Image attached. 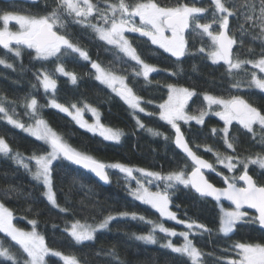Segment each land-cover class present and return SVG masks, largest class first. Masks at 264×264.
Masks as SVG:
<instances>
[{"label":"trees","instance_id":"16d2710c","mask_svg":"<svg viewBox=\"0 0 264 264\" xmlns=\"http://www.w3.org/2000/svg\"><path fill=\"white\" fill-rule=\"evenodd\" d=\"M58 0H39L35 5L18 2L1 3L0 12L15 11L23 15L42 17L49 14L56 7ZM96 9L107 14L106 5L118 4L119 0H90ZM126 3L146 2V0H125ZM164 7H174L187 3L192 6L204 7L207 12L200 17L201 23L211 22L214 6L211 0H155ZM246 0H226L228 4H236L243 11ZM251 2V0H248ZM258 3V0H256ZM64 27L56 29L66 35L72 43L86 51L89 60L85 61L77 53H70L48 61L34 58L31 50L21 49V56L15 57L0 48V59L13 65L7 68L0 65V104L13 119L29 125L34 123L31 111L26 107L32 98L37 99L39 115L73 149L93 157L95 160L107 164H123L127 167L144 169L161 175L182 171L191 165L178 153L173 146L175 131L161 122L157 114L156 104L161 103L167 96V85L194 90L186 108L189 114H198L206 109L204 94H210L223 99H230L234 95L241 96L249 104L264 112V92L249 87L251 73L264 78V73L253 69L250 64L243 65V70L230 75L228 67L223 62L213 64L209 58V44L207 38L198 29L187 32L186 54L177 60L169 53H165L158 46L153 45L146 37L138 33L128 35L129 42L137 50L141 59L157 71L145 81L135 75L139 65L129 60L123 53L110 47L93 33L90 26L77 23L74 15L62 17ZM103 25L95 14L86 21ZM258 28H251L243 20V16L231 17L229 34L234 36L237 43L233 46V59L257 60L264 52V41L254 40L253 35ZM203 47L204 52L199 49ZM98 63L105 71H111L117 76H124L127 84L143 101L142 107L151 115H138L144 128H138L135 119L124 106V103L100 84L94 77L91 63ZM58 64H62L67 72L77 77L73 84L66 76L55 71ZM45 71L57 81L55 92H45L36 74ZM239 80L242 87L237 89L232 85ZM55 99L58 103L71 105H89L96 108L100 114V121L108 128L120 131L122 138L119 143L106 142L99 136L80 129L68 116L57 109L49 107L48 102ZM150 101V103H149ZM0 113V138L5 139L12 149V153L33 156L46 153L48 147L34 138L15 129ZM181 132L190 148L198 156L212 164L215 171L206 174L207 179L215 186L222 187L224 176L229 172L217 162L221 156L233 155L239 159L264 155V144L260 142L259 127L255 135L248 133L237 124L230 127V137L234 138L235 151L227 149L220 129L223 123L212 114L205 116L203 125L196 123H181ZM148 128L162 135L154 136ZM217 134H212V129ZM167 137V139H165ZM212 151H205V148ZM53 172V186L59 207L66 208V212L50 205L44 196V187L37 183L30 172L18 165L10 156L0 154V203L4 204L13 214L15 224L21 229L30 228V221H36V231L45 239L46 245L65 256L74 258L79 264H191L186 258L172 252L165 245L168 237L155 232L157 243L146 244L135 237L152 231V224L162 223L169 229L179 232L187 231L184 226L161 219L151 207L130 196V189L137 186L119 170L108 168L109 185L99 183L91 175L71 165L66 161H56ZM192 168V167H191ZM187 171V170H186ZM189 171V170H188ZM217 172L221 175H217ZM242 174V166L234 171V177ZM249 174L258 185L264 186V170L255 165L249 166ZM237 183V180H236ZM239 185V184H238ZM155 189V187H151ZM163 189V187H162ZM170 208L176 212L179 219L195 221L203 224L210 231H198L190 234L201 255L202 264H226L228 259H235L233 245L236 243H260L264 245V229L257 223H239L229 236L219 231L220 217L218 205L197 197L189 188L178 185L176 189H168ZM135 213L145 220L115 218L107 229L95 234L94 241L76 244L65 228L76 221L81 224L95 225L109 215L115 217L122 213ZM254 216L249 213V217ZM247 219V218H246ZM151 221L152 223H149ZM0 238H3L0 233ZM183 238L177 236L172 240L179 245ZM6 242L4 239L3 243ZM110 253H114L110 255ZM48 264H61L58 259L49 257ZM0 264L11 262L0 259ZM20 264H23L20 262Z\"/></svg>","mask_w":264,"mask_h":264},{"label":"snow or ice","instance_id":"6c2138e0","mask_svg":"<svg viewBox=\"0 0 264 264\" xmlns=\"http://www.w3.org/2000/svg\"><path fill=\"white\" fill-rule=\"evenodd\" d=\"M214 6L211 22L201 23L200 17L203 16L207 9L204 7L192 6L187 3L178 4L174 7H164L156 3L155 0H146V2H136L134 4L126 3L125 0H119L118 4H110L108 6L109 14H105L103 10L96 9L90 0H58L56 7L42 17L19 14L15 11L0 12V48L11 53L15 57L21 56V49L26 48L32 50L29 54L34 53V58L39 61H48L55 57L57 60L63 55L70 53H78L79 57L85 61L90 58L88 53L77 45L72 43L66 35L61 34L56 29L64 27L63 16H71L74 14L77 23H84L88 17L94 14L103 21L104 26L89 23L98 35V38L108 45L115 46L119 52L123 53L129 60L139 65V70L135 71L136 76H143L145 81L149 80L151 73L157 71L154 66L145 63L138 55L137 50L131 45L125 33H138L141 37H146L153 45L158 46L165 53H169L172 57L179 60L186 54L187 43L185 32L189 29H198L206 35L211 43L212 50L208 53L213 64L221 61L228 66L230 75L243 70V65L250 64L253 69H258L260 73H264V52L257 60H240L233 59V46L237 43L234 36L229 34V24L231 17L243 16V20L251 28H258L259 32L253 35V39L264 41V0H251L243 5V11L237 8L236 4H228L226 0H211ZM138 18V23H137ZM18 26L17 30H12L11 24ZM213 24L218 25V30L213 29ZM168 33V34H166ZM13 45L15 47H13ZM200 52L205 49L201 47ZM0 65L12 68L13 65L6 63L4 59H0ZM91 67L95 69L96 80L106 85L115 92L134 113H144L145 109L141 107V98L137 96L133 89L125 83L124 76H117L111 71H105L98 63L92 62ZM61 76H67L73 84L77 82V77L73 73L67 72L62 64H58L56 69ZM43 90L47 93H53L57 87V81L45 71L36 74ZM119 85V87H117ZM234 88H241L242 84L237 80L233 85ZM249 87L254 86L256 89L264 92V78L257 76L256 72L251 73L248 84ZM167 100L159 104V118L166 122L175 131L174 143L178 149L186 154L187 158L193 164V170L189 175L184 171L170 172L167 175L160 173L138 169L142 176L147 179V184H151L153 180L161 181L164 184V190L152 191L145 185V182L137 180V187L130 194L138 201L145 205L151 206L160 217L175 221L177 224H183L187 231L177 233L161 224H154L151 232L145 235H138L135 238L146 244H155L157 242L155 231L164 233L166 237H176L179 235L183 238V243L175 245L169 240L164 247L182 257H187L191 264H202L201 253L194 245L193 240L189 238L190 234L195 235L198 231H210L203 224L195 221H185L177 218L176 214L170 211V195L168 189H176L178 185L184 188H190L199 194L200 197H210L217 203L221 199H225L234 205L231 209L221 207L219 231L224 236H229L236 229L237 224L257 223L264 228V186H260L249 174V166L255 165L264 170V155L257 154L254 158L239 159L237 156L214 153L217 156V162L226 168L229 172H234L238 166H242V174L238 177L229 178L224 176V183L227 187L217 188L205 178L204 169L215 171L212 164L208 163L196 154L185 140L179 121L188 123L194 120L197 125H203L205 116L211 112L223 121L222 139L227 149L235 151L233 140L230 137V127L235 122L248 133L255 135L254 126H258L261 133H264V112L249 104L239 95H234L230 99L219 98L210 94H204L203 100L207 104L206 109H201L198 114H189L186 112L188 102L196 95L194 90L188 88L167 85ZM150 103V101H149ZM52 108L59 112L70 116L83 129L93 134H98L106 141L119 142L122 133L114 131L103 125L99 118L96 108L85 105L79 108L77 105H71V108L58 103L55 99L49 101ZM213 106H217L216 109ZM26 107L31 111L34 118V124L25 125L8 114V110L0 104V113L4 114L7 123L13 127L19 128L35 138L37 141L43 142L50 150L45 154H33L30 160L35 163V170L30 168L29 163L25 162V158L19 153H12V149L5 139L0 138V154L10 156L18 165L29 171L32 178L43 185L44 195L50 205L59 207L54 192L53 172L57 165L56 161H67L70 164L79 166L95 174L101 181L108 182L109 176L106 167L119 170V172L132 177L133 169L123 164H112L106 166L95 160L93 157L81 153L73 149L70 145L63 141L48 124L40 117L37 99L32 98ZM87 109L94 117V122L89 124L83 117L84 110ZM151 115V113H145ZM136 124L140 128H144V124L139 118ZM154 136L162 135L151 128L147 129ZM212 134H217V129H212ZM167 139V137H165ZM260 142L264 144V135L261 136ZM205 151H212L211 148H205ZM217 175L221 173L217 172ZM236 180L242 181L243 186H237ZM254 209L256 215L249 217L247 211L242 209ZM59 211L66 212V208L59 207ZM128 216L127 212L122 213ZM12 212L0 203V258L5 261H11V264H46V257L55 256L64 261V264H77V261L69 256H65L58 251L50 249L42 235L36 231V221H30L31 231H24L17 228L12 223ZM109 215L102 222L95 225L81 224L79 221L73 222L70 228H65L69 236L76 244L91 242L95 239L98 231L107 229L109 223L115 219ZM132 219L145 220L143 216L131 214ZM247 218V219H246ZM149 223H152L149 221ZM4 239H9L10 243L7 247L3 245ZM13 245L18 246L13 250ZM236 253L235 259H228L226 264H264V245L260 243H236L233 246ZM114 256V253H110Z\"/></svg>","mask_w":264,"mask_h":264},{"label":"rangeland","instance_id":"374dc122","mask_svg":"<svg viewBox=\"0 0 264 264\" xmlns=\"http://www.w3.org/2000/svg\"><path fill=\"white\" fill-rule=\"evenodd\" d=\"M198 1V0H197ZM80 3L82 4V0H80ZM109 6V5H108ZM108 6L106 5V9H107V14H109L110 15V13L108 12ZM74 15V14H73ZM89 18V17H88ZM80 19H82V18H80ZM137 23H138V18H137ZM82 24H85V25H87V23H86V21L84 22V23H82ZM99 26H104V25H99ZM10 27L12 28V30H17L18 29V26H16L14 23L13 24H11L10 25ZM90 29H92L91 27H90ZM213 29L214 30H218V25H216V24H213ZM190 30V29H189ZM92 31H93V33H95V35L98 37V35H97V33L92 29ZM129 34H132V33H125V36L128 38V35ZM206 38H207V41H208V44H209V52L212 50V43H211V41H210V39L206 36V35H204ZM128 40H129V38H128ZM104 42V41H103ZM104 43H106V42H104ZM107 44V43H106ZM108 45V44H107ZM110 47H113L114 49H116L117 51H119L115 46H113V45H109ZM13 47H15L14 45H13ZM22 49H26V48H22ZM28 50V49H27ZM186 50H187V48H186ZM5 52H7L6 50H4ZM32 51V50H31ZM70 51V50H69ZM8 53V52H7ZM10 54V53H9ZM78 54V53H77ZM53 58H55V57H53ZM208 58H209V55H208ZM209 60L211 61V59L209 58ZM212 62V61H211ZM222 62V61H221ZM93 69V68H92ZM93 71H94V77L96 76V72H95V69H93ZM155 73V72H154ZM154 73H151L150 74V76H149V79H150V77H151V75L152 74H154ZM67 77V76H66ZM139 78H141V79H143L144 80V78H143V76L141 75V76H138ZM96 79V78H95ZM99 82V81H98ZM100 83V82H99ZM125 83L127 84V82H126V80H125ZM101 84V83H100ZM107 90H109L110 92H112L114 95H116L119 99H120V101L122 102V103H124V106L129 110V113L132 115V117L135 119V121H136V119L138 118V115L139 114H141V115H147V114H145V113H149V112H147V111H145L144 113H141V112H135L134 113V111L131 109V108H129V106L115 93V92H113L112 91V89H110L109 87H107L106 85H104V84H102ZM128 85V84H127ZM129 86V85H128ZM117 87H119V85H117ZM130 87V86H129ZM52 92V91H51ZM167 96H168V88H167ZM167 96H166V98H165V100H167ZM164 100V101H165ZM164 101H162L161 103H163ZM161 103H159V104H161ZM189 103V102H188ZM159 104H156L155 106L157 107V114H155V116L160 120V118H159V112H160V109H159V107H158V105ZM140 105H141V100H140ZM48 106L50 107V105H49V102H48ZM84 106L85 105H80V106H78L77 105V107H79V108H84ZM142 107V106H141ZM71 108V107H70ZM144 108V107H143ZM213 108L214 109H216L217 108V106H213ZM98 111V110H97ZM98 113H99V111H98ZM64 115H66V116H68L67 114H65V113H63ZM152 114V113H151ZM209 114H212L211 112H209ZM213 115V114H212ZM215 116V115H214ZM80 129H82V130H84V131H86V132H88L87 130H85V129H83V128H81L77 123H76V121H74L70 116H68ZM83 117H84V119L89 123V124H91V123H93L94 122V117L92 116V114L87 110V109H85L84 110V112H83ZM215 117H217V116H215ZM99 118H100V114H99ZM217 118H219V117H217ZM6 122H7V120H6V118L4 117L3 118ZM161 122H163V123H165L166 125H168L166 122H164V121H162V120H160ZM222 123H223V121H221ZM179 123V125L181 124V123H184L183 121H179L178 122ZM190 123H195V121L194 120H192V121H189L188 123H185V124H190ZM32 124H34V123H32ZM233 124H236L235 122H233ZM30 125V124H29ZM238 125V124H237ZM12 126V125H11ZM27 126V125H26ZM170 128H171V126L170 125H168ZM257 126H254V128H256ZM15 129H18V130H21V129H19V128H16V127H14ZM139 128V127H138ZM172 129V128H171ZM114 130V129H113ZM23 133H25V134H27L28 136H30V137H32L31 135H29L27 132H25V131H23V130H21ZM114 131H117V130H114ZM174 131V130H173ZM120 132V131H119ZM88 133H90V134H93V133H91V132H88ZM94 135H96V136H99L98 134H94ZM101 139H103L101 136H99ZM32 138H34V137H32ZM122 138V137H121ZM121 138H120V140H121ZM35 139V138H34ZM104 140V139H103ZM104 141H106V140H104ZM41 142V141H40ZM106 142H112V143H117V142H114V141H106ZM120 142V141H119ZM118 142V143H119ZM41 143H43V142H41ZM44 144V143H43ZM47 146V145H46ZM48 147V146H47ZM48 150H50L49 148H48ZM47 150V151H48ZM14 154V153H13ZM45 154V153H44ZM22 157H24L25 158V162H27V163H29V165H30V168L34 171L35 170V163H34V161H32V160H30V159H28V158H30L31 156H25V155H21ZM55 163V162H54ZM104 165H106V166H109V165H107V164H104ZM220 166L221 167H223L221 164H220ZM108 168H111V167H108ZM129 168H131V167H129ZM224 168V167H223ZM131 169H133V175H132V177H129V176H127L128 178H130L132 181L134 180V181H137V180H141L142 182H145V185L147 186V187H149L150 188V190H152V191H156V190H161V191H163L164 190V184H163V182H161V181H155V180H153V182L151 183V184H147V179L148 178H145L144 176H142V174L139 172V171H137L138 170V168H131ZM226 169V168H225ZM187 170V171H186ZM191 170V166L190 167H186V168H184V170H182V171H184L185 172V174L187 175V173L189 172V171ZM227 170V169H226ZM146 171H148V170H146ZM228 171V170H227ZM151 172V171H150ZM229 172V171H228ZM233 173L234 172H229V178L231 179V178H233L234 177V175H233ZM30 176L32 177V175H31V173H30ZM137 187V186H136ZM135 187V188H136ZM151 187H155V189L153 190V189H151ZM162 187H163V189H162ZM44 192H45V189H44ZM45 196V195H44ZM130 196L132 197V198H134L131 194H130ZM45 198H46V196H45ZM135 199V198H134ZM47 200V199H46ZM48 202V201H47ZM140 202V201H139ZM149 206V205H148ZM149 207H151V206H149ZM221 207H223V208H225V209H231L230 207H228V206H225V205H222V204H218V208H219V217L221 216V211H220V209H221ZM54 208H56V209H59V207H54ZM169 208H170V206H169ZM153 209V208H152ZM154 210V209H153ZM155 211V210H154ZM170 211H172V212H174L175 214H176V212L175 211H173L171 208H170ZM156 212V211H155ZM158 213V212H157ZM159 214V213H158ZM160 216V215H159ZM176 216H177V214H176ZM116 218H129V219H132L131 218V214H129L128 216H123V215H117V216H115ZM161 219H164V218H162V217H160ZM178 218V217H177ZM179 219V218H178ZM165 220V219H164ZM180 220H183V219H180ZM168 221H170V220H168ZM186 221V220H185ZM170 222H172V223H175V221H170ZM12 223H13V225L15 226V227H17V228H19L18 226H16V224H15V218L14 217H12ZM158 224H161V223H158ZM158 224H156V225H158ZM175 224H177V223H175ZM86 225H89V224H86ZM153 225L154 224H152V229H153ZM179 226H184L183 224H179ZM32 225H31V223H30V228H28V229H22V230H24V231H31L32 230ZM71 227V225L69 226V228ZM21 229V228H20ZM171 230H174V231H176L177 233H179V231H177L176 229H171ZM185 230H187L186 228H185ZM99 232V231H98ZM155 232H159V230L157 229ZM68 233V232H67ZM97 233V232H96ZM160 233V232H159ZM3 235V234H2ZM154 235L156 236V234L154 233ZM161 235H163V236H165V234L164 233H161ZM177 236H179V235H177ZM176 236V237H177ZM176 237H168V240H167V242L169 241V240H173L174 238H176ZM156 238H157V236H156ZM143 242V241H142ZM166 242V243H167ZM10 243V240L9 239H6V242L5 243H3V245L5 246V247H7L8 246V244ZM157 243V242H156ZM183 243V241L180 243V244H182ZM174 244V243H173ZM179 244V245H180ZM175 245H177V244H175ZM15 248H18V246H15V245H13V250L15 249ZM49 257H52V258H55V259H58L60 262H61V264H64V261L63 260H61L59 257H55V256H48V257H46V264H48V258ZM187 258V257H186ZM1 260H3V261H5L3 258H0ZM188 259V258H187ZM189 260V259H188ZM190 261V260H189ZM8 262H11V261H8ZM20 262H22V261H20ZM191 262V261H190ZM23 263V262H22ZM77 264H79L78 262H77Z\"/></svg>","mask_w":264,"mask_h":264},{"label":"water","instance_id":"95a60500","mask_svg":"<svg viewBox=\"0 0 264 264\" xmlns=\"http://www.w3.org/2000/svg\"><path fill=\"white\" fill-rule=\"evenodd\" d=\"M0 2H1V3L18 2V3L29 4V5H35V4H37V3L39 2V0H0ZM232 52H233V50H232ZM224 65H225V64H224ZM226 66H227V65H226ZM227 67H228V66H227ZM174 139H175V136H174ZM173 146H174V148L178 151V153H180V154L186 159V161L191 165L192 168H191V170L187 173V175H189V174L191 173V171L193 170V167H194L193 164H192V162H191V160L187 158V156H186L185 153H183L180 149H178V148L176 147L174 141H173ZM189 147H190V146H189ZM66 162H67V161H66ZM68 163H69V162H68ZM71 165H73V164H71ZM73 166H75V167H77V168L83 170L84 172H86L87 174H89V175H91L93 178H95L99 183H101V184H103V185H105V186L109 185V183H110V179H109L108 182L101 181L97 176H95L94 173H92V172H90V171H88V170H86V169H83V168H81V167H79V166H76V165H73ZM107 170H108V168L106 167V171H107ZM203 171H204V174L207 173V172H209V170H207V169H204ZM107 174H108V172H107ZM205 178L207 179L206 174H205ZM207 180H208V179H207ZM208 181H209V180H208ZM209 183H211V182L209 181ZM211 184H212V183H211ZM238 184H239V185H238ZM214 186H215V185H214ZM237 186H243V182L237 180ZM215 187H217V186H215ZM224 187H227V185H226L225 183L223 184L222 187H217V188H224ZM189 189H190V188H189ZM190 191H191L194 195H196L197 197L202 198V199H206V200H208V201L214 203L215 205L222 204V205L228 206V207H230V208H233V207H234V205H231V203H230L229 201H227V200H225V199H223V198L221 199V201H220L219 203H217L215 200H213V199L210 198V197H207V198H205V197H200L199 194L196 193L194 190L190 189ZM242 211H247L248 213H251V214H253V215H256L254 209H247V208H244V209H242ZM262 229H264V228H262Z\"/></svg>","mask_w":264,"mask_h":264},{"label":"flooded vegetation","instance_id":"af4514ba","mask_svg":"<svg viewBox=\"0 0 264 264\" xmlns=\"http://www.w3.org/2000/svg\"><path fill=\"white\" fill-rule=\"evenodd\" d=\"M182 4H184V3H182ZM187 32H188V31H186L185 34H184V35H185V39H186V43H187V40H188V38H187ZM166 34H168V33H166ZM142 103H143V101L141 100V106H142ZM154 106H155V105H154Z\"/></svg>","mask_w":264,"mask_h":264}]
</instances>
